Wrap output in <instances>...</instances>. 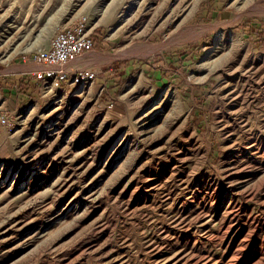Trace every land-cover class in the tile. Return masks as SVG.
I'll return each instance as SVG.
<instances>
[{
	"label": "rangeland",
	"instance_id": "1",
	"mask_svg": "<svg viewBox=\"0 0 264 264\" xmlns=\"http://www.w3.org/2000/svg\"><path fill=\"white\" fill-rule=\"evenodd\" d=\"M83 16L96 80L22 98L8 79ZM244 22L264 0H0V264H264V46Z\"/></svg>",
	"mask_w": 264,
	"mask_h": 264
},
{
	"label": "built area",
	"instance_id": "2",
	"mask_svg": "<svg viewBox=\"0 0 264 264\" xmlns=\"http://www.w3.org/2000/svg\"><path fill=\"white\" fill-rule=\"evenodd\" d=\"M89 19L81 17L71 26L57 30L46 49L29 56L36 69L34 78L44 87L61 88L92 83L97 78L93 69L76 66L75 61L93 51ZM25 58V57H24ZM26 59V58H25ZM2 125L7 126V119L0 117Z\"/></svg>",
	"mask_w": 264,
	"mask_h": 264
},
{
	"label": "trees",
	"instance_id": "3",
	"mask_svg": "<svg viewBox=\"0 0 264 264\" xmlns=\"http://www.w3.org/2000/svg\"><path fill=\"white\" fill-rule=\"evenodd\" d=\"M259 24H260L259 26L254 27L252 26V24L248 22H244L239 27L240 29L247 30L248 32V36H246L247 38H252L255 36V38H259V40H261V42L257 44V47L264 46V22H261ZM160 76L161 77L159 79L157 77L154 78V80L158 79L162 81L163 80L162 78H165L163 73H160ZM151 78L153 77L151 76ZM31 79L23 78V77H15V78L12 77L8 79V82H10L12 85H16L19 88V94L22 95V98H25L26 100L29 101L34 98L36 85L40 83L34 77H32ZM5 86H7L6 83L3 85L0 83L1 88H5Z\"/></svg>",
	"mask_w": 264,
	"mask_h": 264
},
{
	"label": "crops",
	"instance_id": "4",
	"mask_svg": "<svg viewBox=\"0 0 264 264\" xmlns=\"http://www.w3.org/2000/svg\"><path fill=\"white\" fill-rule=\"evenodd\" d=\"M89 54V53H88ZM86 55L84 56V58H80L81 60L77 61L75 64L76 66L80 67V68H83V69H91L90 67L93 66V67H96L98 65L97 61H92L90 62V55ZM116 57L113 58V57H106V59L104 60L105 64L107 65H112V63L116 62L117 60H121V59H124V58H130L132 57L133 55L130 53V51L128 50H118L116 53ZM116 65H113V67H115ZM112 67V66H111ZM126 73V68H124L122 71H121V74H124ZM2 76H5V74H2Z\"/></svg>",
	"mask_w": 264,
	"mask_h": 264
},
{
	"label": "bare ground",
	"instance_id": "5",
	"mask_svg": "<svg viewBox=\"0 0 264 264\" xmlns=\"http://www.w3.org/2000/svg\"><path fill=\"white\" fill-rule=\"evenodd\" d=\"M75 1H79V0H75ZM89 2H90V0H89ZM116 2V1H115ZM86 3V2H85ZM94 4V3H93ZM65 6H66V4H65ZM65 10V9H64ZM136 22V21H135ZM133 23V22H132ZM12 24V23H11ZM4 30V29H3ZM9 40H11V39H9ZM10 43V42H9ZM230 73V72H229ZM227 76V75H226ZM224 89V88H223ZM233 91V90H232ZM225 92V91H224ZM230 97V96H229ZM235 97V96H234ZM237 99V98H236ZM229 100V99H228ZM237 103V102H236ZM60 106V105H59ZM151 113H153V111H150V112H148V113H146L145 115H144V117H143V119H146V120H148V118L150 117V114ZM155 115V114H154ZM142 118V117H141ZM240 119V118H239ZM244 119V118H243ZM149 123H151V121H149V122H146L145 124H144V126H149ZM240 124V123H239ZM141 125V124H140ZM245 126V125H244ZM242 129V128H241ZM247 130V129H246ZM249 130V129H248ZM247 132V131H246ZM245 133V132H244ZM145 134V133H144ZM147 135V134H146ZM239 139V138H238ZM241 139V138H240ZM236 142V141H235ZM249 145V144H248ZM253 147V146H252ZM162 148H164V147H162ZM195 148V147H194ZM247 148V147H246ZM158 149V148H157ZM232 149V148H231ZM235 150V149H234ZM236 151V150H235ZM179 152V151H178ZM241 153V152H240ZM242 154V153H241ZM163 155V154H162ZM237 156V155H236ZM159 157H160V155H159ZM231 167H233V169L231 168ZM237 169V167L236 166H234L233 164H232V166H230V172H229V175H232V174H234L235 173V169ZM188 182V181H187ZM187 182H186V184H187ZM190 182H192V181H190ZM182 183V182H181ZM183 184V183H182ZM200 187V186H199ZM234 187H236L235 185H234ZM187 188V187H186ZM189 191V190H188ZM237 209V208H236ZM234 210V209H233ZM236 211V210H235ZM232 212V211H231ZM227 215V214H226ZM236 216H237V214H236ZM234 217V216H233ZM208 226V225H207ZM201 227V226H200ZM179 260V259H178ZM182 260V259H181ZM175 263H176V261H175Z\"/></svg>",
	"mask_w": 264,
	"mask_h": 264
}]
</instances>
